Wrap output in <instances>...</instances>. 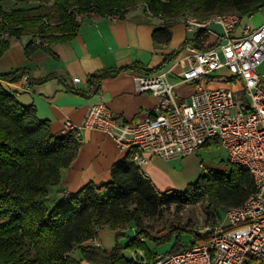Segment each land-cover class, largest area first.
I'll return each mask as SVG.
<instances>
[{"label":"trees","instance_id":"16d2710c","mask_svg":"<svg viewBox=\"0 0 264 264\" xmlns=\"http://www.w3.org/2000/svg\"><path fill=\"white\" fill-rule=\"evenodd\" d=\"M0 0V57L13 39L30 36L25 46L27 56L46 43L67 41L81 27V15L126 18L142 5L151 16L167 20L153 32L157 43L172 38V26L182 16L192 14L201 20L231 11L241 16L264 8V0H35L29 8L5 10ZM29 1V0H17ZM22 69L0 74V264H139L125 249H141L148 261L155 260L146 246V238L160 244L177 231L178 240L170 253L189 246L180 244L182 231L195 229L174 227L152 233L145 216L158 215L163 207L198 202L207 196L217 209L242 204L254 191L253 176L245 167L231 163L228 173L202 174L185 191L160 192L149 175L126 158L112 167V180L100 186L86 184L76 193H64L51 207L48 188L61 181V171L77 156L80 142L73 131L55 135L49 121L39 119L33 105L23 104L8 84L23 80ZM109 73L90 77L91 88H100ZM133 223L136 234L126 246L117 244L112 250L83 243L96 238L100 228L109 226L117 237ZM142 238L145 241H142ZM79 248L83 259L71 253Z\"/></svg>","mask_w":264,"mask_h":264},{"label":"built area","instance_id":"2783aa9c","mask_svg":"<svg viewBox=\"0 0 264 264\" xmlns=\"http://www.w3.org/2000/svg\"><path fill=\"white\" fill-rule=\"evenodd\" d=\"M242 17L231 11L205 20L192 14L180 18L195 37H215L208 47L200 48L191 40L180 49L179 61L185 69L179 79L194 84V92L187 99H178L169 71L137 73L133 77L135 91L150 92L159 99L144 118L127 121L109 108L100 88L93 87L91 92L98 94L99 100L90 105L82 124L65 123L64 132L73 131L79 142L85 129L107 133L131 153L140 168L152 156L183 158L210 139H217L229 161L252 174L255 188L250 196L226 209L225 217L218 215L217 222L196 230L204 241L193 238L185 249L157 255L151 264H264V74L259 70L264 63V22L238 32ZM215 24L222 30H214ZM222 69L228 70L230 80L240 83V93L235 88L203 84V78L214 77ZM23 79L28 81V73ZM73 81L81 79L75 77ZM130 256L136 263L150 264L141 249L132 250Z\"/></svg>","mask_w":264,"mask_h":264},{"label":"crops","instance_id":"0c3cea01","mask_svg":"<svg viewBox=\"0 0 264 264\" xmlns=\"http://www.w3.org/2000/svg\"><path fill=\"white\" fill-rule=\"evenodd\" d=\"M80 20L78 32L67 41L46 43L27 56L25 46L28 43L25 44L22 38L13 39L10 48L0 57V74L18 69L28 73V81L23 79L18 84L6 86L15 91L23 104L33 105L39 119L49 121L51 132L55 135L65 134L64 127L68 120L81 125L90 105L99 100V95L91 92L89 82L94 74H111L101 81L100 92L109 108L127 121L136 122L144 118L159 101L150 92L135 91L133 77L137 73L169 71L178 99H187L194 92V84L179 79V73L185 69L183 62L179 61L180 49L191 40L200 48L215 42L212 35L200 34L195 37L189 33L180 18L172 26L169 42H155L153 32L163 23L161 19L151 17L142 5L132 9L124 19L92 13L81 16ZM212 28L222 30L216 24ZM242 30L238 28V32ZM28 37L30 41L32 38ZM219 73L228 74V70L222 69ZM75 77L81 81L75 83ZM214 77L203 78V84L210 88H232L225 82L214 81ZM200 151L171 160L152 156L141 170L148 173L160 192L185 191L203 173ZM128 154L107 133L82 130L76 158L68 168L62 169L60 183L48 188L52 205L64 193H76L88 183L100 186L110 182L112 167ZM128 228H135V225L131 223L122 230L123 233H128ZM116 232L104 226L95 240L89 239L83 244L106 250H112L117 244L126 246L128 241L121 240ZM73 256L78 260L83 259L79 248H76ZM81 264L89 263L82 260Z\"/></svg>","mask_w":264,"mask_h":264},{"label":"rangeland","instance_id":"374dc122","mask_svg":"<svg viewBox=\"0 0 264 264\" xmlns=\"http://www.w3.org/2000/svg\"><path fill=\"white\" fill-rule=\"evenodd\" d=\"M38 4L39 2L35 0H5L2 2V6L5 10H12L14 8H29L37 6ZM263 22L264 8H261L252 13L243 15L239 28L242 29L246 26L256 27L261 25ZM22 41L26 42L25 44H27L29 42V37H22ZM259 70L261 73L264 74V63L261 65ZM213 80L216 82H225L232 88L238 89V92L240 93V83L236 79L230 80L229 74L216 73V77H214ZM199 150H201L200 152L203 156H201V160L204 165L202 174L210 176L214 172H229L231 163L229 161L228 154L221 146H219V141L217 139H210L207 144L201 146ZM52 204V201H50L48 203V206L51 207ZM214 207L215 206L212 204L210 198L205 196L204 199L198 202H193L191 204L184 205L181 209H176V205L174 204L170 207H163L158 215L145 216L144 221L147 224H152V233H159V235H161L160 233L164 232H159L162 229L170 230V228L174 227H187L198 230L201 225L217 222L218 214H216L217 209L215 210ZM218 209L220 212V216L225 217L226 209H223L222 207H219ZM177 233L178 232L175 231L169 239L160 244H157L155 240L147 237L146 246L153 254L163 255L170 253L173 246L177 243ZM135 234L136 227L132 229L128 228V233H125L124 235L120 236V239L124 240V242H127L129 238L135 236ZM193 238L194 234L192 232L182 231L180 237V244L187 245L191 243ZM124 251L128 256L131 255V250L125 249ZM153 261L150 260L149 263L151 264Z\"/></svg>","mask_w":264,"mask_h":264}]
</instances>
